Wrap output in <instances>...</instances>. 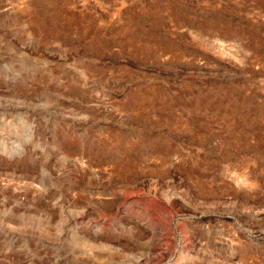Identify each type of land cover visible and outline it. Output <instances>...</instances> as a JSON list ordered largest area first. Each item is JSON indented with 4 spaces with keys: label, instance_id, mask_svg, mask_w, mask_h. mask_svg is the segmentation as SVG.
<instances>
[{
    "label": "rangeland",
    "instance_id": "374dc122",
    "mask_svg": "<svg viewBox=\"0 0 264 264\" xmlns=\"http://www.w3.org/2000/svg\"><path fill=\"white\" fill-rule=\"evenodd\" d=\"M0 264H264V0H0Z\"/></svg>",
    "mask_w": 264,
    "mask_h": 264
}]
</instances>
